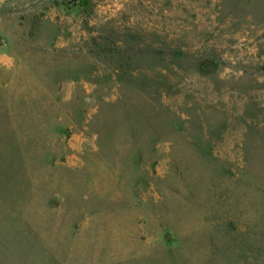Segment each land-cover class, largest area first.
Wrapping results in <instances>:
<instances>
[{
    "label": "rangeland",
    "instance_id": "rangeland-1",
    "mask_svg": "<svg viewBox=\"0 0 264 264\" xmlns=\"http://www.w3.org/2000/svg\"><path fill=\"white\" fill-rule=\"evenodd\" d=\"M264 0H0V264H264Z\"/></svg>",
    "mask_w": 264,
    "mask_h": 264
},
{
    "label": "trees",
    "instance_id": "trees-1",
    "mask_svg": "<svg viewBox=\"0 0 264 264\" xmlns=\"http://www.w3.org/2000/svg\"><path fill=\"white\" fill-rule=\"evenodd\" d=\"M264 69V67H262Z\"/></svg>",
    "mask_w": 264,
    "mask_h": 264
}]
</instances>
